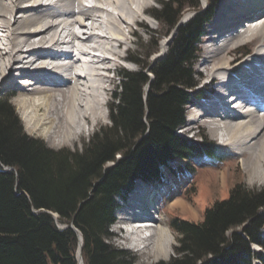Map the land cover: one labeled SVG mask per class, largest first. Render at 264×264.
<instances>
[{
	"label": "trees",
	"instance_id": "1",
	"mask_svg": "<svg viewBox=\"0 0 264 264\" xmlns=\"http://www.w3.org/2000/svg\"><path fill=\"white\" fill-rule=\"evenodd\" d=\"M217 2L201 9L199 0H162L151 8L169 28L178 25L184 3L196 11L177 26L166 55L153 67L130 58L142 66L120 71L109 104L111 122L100 125L81 149H55L29 136L8 98L0 97V163L14 167L3 171L0 165V264H78L71 223L82 235L85 264H135L134 254L106 241L116 196H125L136 178L161 179L175 158L217 155L218 147L205 136L177 131L196 87L198 43ZM179 169L194 170L190 164ZM263 224L264 187L237 182L226 198L205 208L202 219L172 217L175 253L154 264H253L263 259L252 248L255 242L264 245Z\"/></svg>",
	"mask_w": 264,
	"mask_h": 264
},
{
	"label": "bare ground",
	"instance_id": "2",
	"mask_svg": "<svg viewBox=\"0 0 264 264\" xmlns=\"http://www.w3.org/2000/svg\"><path fill=\"white\" fill-rule=\"evenodd\" d=\"M220 1L216 18L206 34L208 42L204 44L201 61L205 68L201 87L203 91L212 90L211 97L196 104L189 124L197 122L206 126L222 145L242 158L250 179H264V101L259 97L264 92V0ZM150 2L0 0V85L12 82L20 89L15 100L24 110L28 131L41 130L54 143L63 144L83 132L85 122L90 123L103 113L101 106L106 104V99L101 94H105L102 91L108 89L111 80L105 70L111 69L113 58L124 56L128 49L126 34L132 33V23L141 13L145 14ZM82 5H88L84 11ZM17 9H20L19 17L15 14ZM243 19L248 21L244 32L229 33ZM253 37H258L260 42L252 59L232 64L229 55L233 49ZM165 51L163 46L154 57L162 56ZM93 59L99 64H93ZM228 74L233 77L229 78ZM243 84L249 87L247 93L241 88ZM229 89L256 103L250 109L232 110L230 116H225L212 101L215 94L221 100L234 96ZM162 178L134 180L132 196L140 208L148 210L144 204H151L156 196L150 192L151 187H161ZM181 182L158 193L167 205H185L174 197ZM152 218L145 216L138 224L125 220L124 226L115 225V231H122L124 244L138 246L147 255H167L169 228L157 225L160 222L157 214ZM76 257L79 264H85L80 234Z\"/></svg>",
	"mask_w": 264,
	"mask_h": 264
},
{
	"label": "rangeland",
	"instance_id": "3",
	"mask_svg": "<svg viewBox=\"0 0 264 264\" xmlns=\"http://www.w3.org/2000/svg\"><path fill=\"white\" fill-rule=\"evenodd\" d=\"M45 1V0H44ZM88 1V0H86ZM162 0H151L148 8L146 9L145 14L141 13L138 16V19L132 23V33L126 34V46L128 49L124 52V57L121 58H113V61L109 64L110 68L108 71L105 70V73L111 79L108 83L106 91H102L105 94H101L106 99L101 106V115L95 118V120L90 123L84 124L83 132H80L69 140L67 143L56 144L49 137H45L41 130L36 131H28L26 129L25 120H24V110L20 107L18 102L15 100L18 93L20 91L19 88H15L12 82H4L3 85H0V97L9 98L11 104L14 107V110L20 120L23 131L27 133L29 136L39 137L43 139V141L51 148L59 149V148H70V149H81L83 148L84 143H87L92 134L98 129L100 125H108L110 124V110L109 104L113 100L114 91L117 89L120 83V71L127 70L133 71L138 70L142 66V64L135 63L130 60L132 56H137L141 62L147 64L148 68L153 67L154 64L161 60L167 53L170 43L172 39L177 33V27L169 28V25L164 20L157 21L151 14L150 10L153 7H159L160 2ZM199 0V7L203 9L207 4L208 0ZM219 2V1H218ZM221 2V1H220ZM218 4V3H217ZM73 5V4H72ZM81 11L86 9V6L82 5ZM20 10V9H19ZM18 9L15 11L16 17H19ZM51 10V9H50ZM52 11V10H51ZM182 15L179 23H183L187 21L194 13L195 9L193 7H189V4L184 3L183 8L181 10ZM103 14V13H102ZM103 16V15H101ZM99 17L101 19L102 17ZM90 22V19H87ZM86 20V21H87ZM102 20V19H101ZM208 30V27L206 26ZM175 30V31H174ZM206 31V30H205ZM205 31L201 38L204 40L206 38ZM168 32V33H167ZM171 34V35H170ZM259 38L253 44V42H248L246 46L252 50L255 49L257 44L259 43ZM92 43V42H91ZM156 46V47H155ZM163 46L166 47V53H164L160 57H154L156 52H158ZM199 52L198 57L196 58L193 69L195 74L193 75L194 80L197 85L195 89L191 92V95L194 96L198 91H202L201 84L203 83L202 70H205L204 65L202 64V60L204 58V50L205 46L203 43L198 45ZM58 48L59 47H55ZM240 50V49H239ZM237 51V50H236ZM147 53H149L148 56ZM233 54L231 53L229 57ZM228 57V56H227ZM92 58H90L91 61ZM64 59H61L63 61ZM93 64L97 63L96 59H93ZM96 62V63H95ZM102 70H99V72ZM104 71V70H103ZM149 77L152 79V74L147 69L145 70ZM107 77V78H108ZM103 80L104 77H102ZM85 82V81H83ZM6 83V84H5ZM7 85V88H6ZM9 85V86H8ZM82 85V84H81ZM80 85V86H81ZM15 88V89H14ZM148 85H145V90H147ZM101 92V91H100ZM19 94V93H18ZM98 94H100L98 92ZM195 100V98H194ZM201 100H195V102H199ZM195 105L189 104L185 107L186 118L183 125L178 127V133L184 136L192 137V138H201V136H205L207 139L213 141L217 145V155L214 158L208 156H200L194 160L188 161L185 158H176L171 162V166L174 169H179L185 164H190L193 167V171L190 173H181L180 171L170 170L169 167H164L165 176L162 178L161 187L157 188L156 192H154V186L151 187L150 192H153L154 196L158 195L159 192L163 191L165 187H172L178 181H182L177 189H175L174 197L175 199L179 198V200H183L185 203L182 205H167V202L162 200L161 202V217L160 222L157 224L158 226H164L169 232H167L168 240L170 241V246H168V254L167 255H147L145 252L138 249V246L130 247L124 244L122 237V231L116 232L115 224H110L108 228V236L106 241L112 246L118 249H124L129 251L130 253L136 256L135 264H154L159 260H168L172 255H174L175 251L173 247L177 245L176 240V231L172 229L170 225L171 218L174 216L189 218L193 220L202 219L203 212L207 206H209L214 200L226 198L229 194L231 187L234 186L237 182H242L249 187L261 188L264 187V179H250L249 172L247 171L248 166L242 162V158L238 155H235L232 151H230L227 145H222L220 141L212 136L209 133V130L206 126L199 123H190L189 117L192 114V109ZM73 138V139H72ZM119 157V155L117 156ZM190 162V163H189ZM113 162L109 161L106 164L111 165ZM153 183V182H152ZM178 184V183H177ZM153 189V190H152ZM166 191V190H164ZM186 206V207H185ZM62 224V223H61ZM59 224V225H61ZM65 224V223H64ZM261 233L263 235V230L261 229ZM229 234V233H228ZM264 236V235H263ZM253 249L256 251H260L264 257V249L261 250L256 244L252 245ZM50 264H54L50 262ZM254 264H264V261L256 259L254 260Z\"/></svg>",
	"mask_w": 264,
	"mask_h": 264
},
{
	"label": "water",
	"instance_id": "4",
	"mask_svg": "<svg viewBox=\"0 0 264 264\" xmlns=\"http://www.w3.org/2000/svg\"><path fill=\"white\" fill-rule=\"evenodd\" d=\"M72 226V225H71ZM74 228V227H73ZM75 229V228H74ZM76 230V229H75ZM80 238H81V236H80Z\"/></svg>",
	"mask_w": 264,
	"mask_h": 264
}]
</instances>
